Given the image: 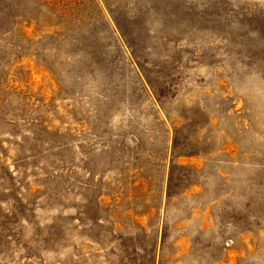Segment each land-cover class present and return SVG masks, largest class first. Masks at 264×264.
Returning <instances> with one entry per match:
<instances>
[{
	"label": "rangeland",
	"instance_id": "374dc122",
	"mask_svg": "<svg viewBox=\"0 0 264 264\" xmlns=\"http://www.w3.org/2000/svg\"><path fill=\"white\" fill-rule=\"evenodd\" d=\"M0 264H264V0H0Z\"/></svg>",
	"mask_w": 264,
	"mask_h": 264
}]
</instances>
